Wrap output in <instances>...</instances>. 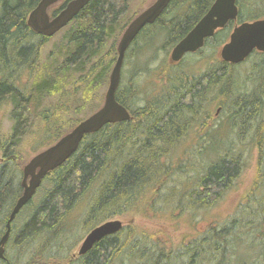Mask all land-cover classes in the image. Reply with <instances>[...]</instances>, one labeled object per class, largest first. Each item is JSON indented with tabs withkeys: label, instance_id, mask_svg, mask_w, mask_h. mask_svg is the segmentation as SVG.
<instances>
[{
	"label": "trees",
	"instance_id": "16d2710c",
	"mask_svg": "<svg viewBox=\"0 0 264 264\" xmlns=\"http://www.w3.org/2000/svg\"><path fill=\"white\" fill-rule=\"evenodd\" d=\"M130 1H88L65 27L69 29L62 46L67 57L59 67L61 74L71 65L84 69L109 38L124 30L131 21H122ZM213 1L171 0L154 23L138 33L123 64L129 58L132 66L133 59L159 41L162 50L172 49ZM38 2L0 0V103L10 100L17 120L12 134L0 136V238L23 190L19 128L38 99L55 86L53 80L36 81L32 96L26 97L15 81L22 68H34L46 40L25 23ZM236 5V20L206 39L196 51L199 56L209 44L224 43L236 24L264 18V0H236ZM214 52L202 72L182 70L184 58L176 68L165 69L160 91L142 103H138L135 85L121 90L119 83L115 98L130 118L85 134L76 150L42 178L10 224L0 264H264V52L252 51L239 64L227 63ZM115 54L116 48L110 49L103 61L90 67L92 75L98 68L91 82H103ZM248 61L251 67L240 80L238 67ZM211 102L220 107L221 123L212 117L213 125L209 124ZM48 112L42 113L49 123L45 147L62 136L59 130L50 133ZM193 129L195 143L178 150ZM254 150L252 185L224 219L184 236L178 244L164 230L148 231L130 223L102 237L84 254L71 255L74 222L88 232L126 214L171 207L173 216L193 217L197 211L216 206L235 186Z\"/></svg>",
	"mask_w": 264,
	"mask_h": 264
},
{
	"label": "rangeland",
	"instance_id": "374dc122",
	"mask_svg": "<svg viewBox=\"0 0 264 264\" xmlns=\"http://www.w3.org/2000/svg\"><path fill=\"white\" fill-rule=\"evenodd\" d=\"M154 0H131L128 4L127 11L122 21L128 23L139 12L148 7ZM123 23V22H122ZM69 28L61 29L56 35L46 40L41 46L40 53L37 59V63L34 68L25 66L20 72L15 75L17 85L23 90L26 97H30L31 91L36 81L43 82L44 80H53L55 86L47 94L41 96L38 99L37 106L31 108V110L25 116V124L19 128L18 133L21 134V138L18 144V149L21 158V167L27 163V161L35 154L34 151L45 149L43 143H47V137L45 131L47 128V118L42 116L43 111L48 110L49 115L47 117L52 118V128L50 133L58 132L63 136L68 133L75 125L76 121H80L94 111H96L103 103L104 95L108 87V79L111 67L107 74L104 76L103 82H91L93 77L97 74V70H94V74H90V67L98 60H104L107 52L116 48L117 41L122 33L114 34L102 47L100 53L93 57L89 63H86L84 69H77L76 65L68 67L65 75L59 72V67L63 66L67 57V49L62 46L67 36ZM233 29V27H232ZM231 29V31H232ZM230 31V32H231ZM229 32V34H230ZM228 34V36H229ZM226 40L228 39L225 38ZM224 39V40H225ZM225 40V41H226ZM216 42L209 44L204 48L203 55L200 57L198 53L187 54L183 61L180 63L181 69L186 73H198L202 72L206 67L208 60H211V55L215 50V55L218 53L220 46L217 47ZM62 46V47H61ZM152 46V45H151ZM162 41L157 42L151 48L143 51L142 54L132 60L131 66L129 58L124 62L122 67L121 82L119 88L125 89L129 85H135L139 95L137 96L138 103H142V99L146 96L155 95L160 91L162 87L161 77L165 74V69L172 70L176 68L178 64L170 63L169 55L171 49L168 51L162 50ZM116 57V54H115ZM252 61L244 62L243 65L238 67L240 69V80L243 77V71H248L251 67ZM102 68V67H101ZM136 71V72H135ZM135 72V74H133ZM54 84V83H53ZM214 103V102H213ZM211 102L210 116L208 118L209 124L213 120L212 117L217 118V122L221 123L224 120L220 110L216 113L217 104ZM138 104H135V106ZM13 105L10 100H6L0 103V136H8L12 134L17 120L13 113ZM209 114V113H208ZM216 121V120H214ZM194 129L189 133L188 138L179 146L178 150L189 147L195 143ZM178 154V153H177ZM176 154V156H177ZM173 156L172 160L176 159ZM256 150L251 153V156H247V165L237 180L235 186L225 194V196L216 204V206L210 209L197 211L192 217L189 214L175 215L173 216L171 207H166L161 212L148 211L144 214L138 213L137 215L126 214L123 216L113 217L112 219H120L124 225L136 224L139 228L148 231L157 232L164 230L169 236V239L174 244H178L184 236L193 235L201 231L207 224L213 221H220L230 214L240 198L241 194L249 190L252 185V181L256 173ZM1 161V154H0ZM74 215V214H73ZM74 217H77L74 215ZM78 222H74L71 226L70 242H75V246L71 250V255H77V250L87 234L82 230Z\"/></svg>",
	"mask_w": 264,
	"mask_h": 264
},
{
	"label": "water",
	"instance_id": "95a60500",
	"mask_svg": "<svg viewBox=\"0 0 264 264\" xmlns=\"http://www.w3.org/2000/svg\"><path fill=\"white\" fill-rule=\"evenodd\" d=\"M57 0H40L30 12L27 24L35 32L52 35L66 25L89 0H72L52 19L49 18L47 7ZM171 0H154L148 7L139 12L122 31L117 45V57L110 71L108 87L99 109L79 121L68 133L61 136L55 143L34 154L22 167L21 195L12 207L5 227L6 231L0 238V259L4 260V245L9 235L10 224L20 209L32 198L42 178L54 168L60 166L77 148L85 134L98 131L107 123L128 120L130 114L115 98L120 83L122 66L126 50L146 25L162 14ZM238 7L236 0H214L207 12L197 21L190 31L171 49V63L179 62L185 54L194 53L203 47L206 39L223 28L229 21L236 20ZM264 52V18L243 21L236 24L228 39L218 50L220 59L230 64L243 62L252 51ZM120 219L106 220L87 232L80 243L77 255L87 252L95 242L106 235L113 234L123 226Z\"/></svg>",
	"mask_w": 264,
	"mask_h": 264
},
{
	"label": "flooded vegetation",
	"instance_id": "af4514ba",
	"mask_svg": "<svg viewBox=\"0 0 264 264\" xmlns=\"http://www.w3.org/2000/svg\"><path fill=\"white\" fill-rule=\"evenodd\" d=\"M40 1V0H39ZM70 1H72V0H57L55 3H53V4H51L50 6H48L47 7V10H46V12H47V14H48V16H49V18L50 19H52L54 16H56L58 13H60L61 12V10H63L65 7H66V5L70 2ZM38 4V3H37ZM36 4V5H37ZM36 5H35V7H36ZM34 7V8H35ZM33 8V9H34ZM32 9V10H33ZM31 10V11H32ZM31 11H29L28 13H27V16H26V18H25V23H26V25L28 26V24H27V19H28V16H29V14H30V12ZM74 18V17H73ZM73 18L69 21V22H67L66 23V25L65 26H63L62 28H60L57 32H55L54 34H52V35H50V36H48V35H44V34H40V33H37V32H35V31H33L29 26V28H30V30L34 33V34H36L37 36H40L41 38H46V40H48V39H50L52 36H54V35H56L61 29H63V28H65L72 20H73ZM132 20V19H131ZM224 28V27H223ZM211 38V37H210ZM45 40V41H46ZM41 42V41H40ZM133 42V41H132ZM131 45V44H130ZM195 53V52H194ZM187 54H192V53H187ZM187 54H185L184 55V57L187 55ZM183 57V58H184ZM182 58V59H183ZM181 59V60H182ZM180 60V61H181ZM179 61V62H180ZM179 62H177V63H172V64H178ZM7 75H8V77L9 78H11V76H13V73L12 72H7ZM15 81H16V78H15ZM101 107V106H100ZM99 107V108H100ZM98 108V109H99ZM219 110H220V107H218L217 109H216V113H218L219 112ZM95 112V111H94Z\"/></svg>",
	"mask_w": 264,
	"mask_h": 264
},
{
	"label": "bare ground",
	"instance_id": "6f19581e",
	"mask_svg": "<svg viewBox=\"0 0 264 264\" xmlns=\"http://www.w3.org/2000/svg\"><path fill=\"white\" fill-rule=\"evenodd\" d=\"M78 19V18H77ZM98 55V54H97ZM81 121V120H80ZM207 127V126H206ZM204 137V136H203ZM200 142V141H199ZM205 142V141H204ZM176 145V144H175Z\"/></svg>",
	"mask_w": 264,
	"mask_h": 264
}]
</instances>
